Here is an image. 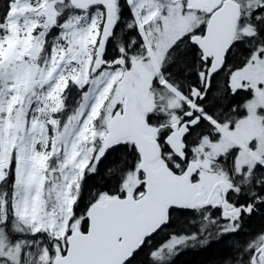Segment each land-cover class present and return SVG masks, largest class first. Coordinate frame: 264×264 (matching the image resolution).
<instances>
[{
	"label": "snow or ice",
	"instance_id": "1",
	"mask_svg": "<svg viewBox=\"0 0 264 264\" xmlns=\"http://www.w3.org/2000/svg\"><path fill=\"white\" fill-rule=\"evenodd\" d=\"M260 208L264 0H0V264H264Z\"/></svg>",
	"mask_w": 264,
	"mask_h": 264
},
{
	"label": "trees",
	"instance_id": "2",
	"mask_svg": "<svg viewBox=\"0 0 264 264\" xmlns=\"http://www.w3.org/2000/svg\"><path fill=\"white\" fill-rule=\"evenodd\" d=\"M243 95L245 94L241 93V96ZM236 100H239V97ZM120 151L123 152V149ZM128 159L131 161L132 157L129 156ZM101 184L111 186V181L107 179L101 180L100 177L89 181L90 186H100ZM261 226H264V208H260L252 217L246 218L245 221V229L248 232L259 229ZM163 239H165V234L161 233L154 238V243ZM228 242V239L222 241L214 240L204 247L186 248L173 258L172 264H217L229 251Z\"/></svg>",
	"mask_w": 264,
	"mask_h": 264
}]
</instances>
